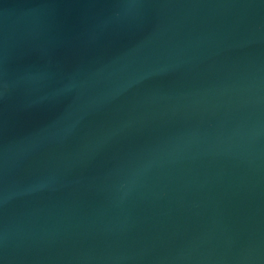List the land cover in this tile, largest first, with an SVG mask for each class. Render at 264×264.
Masks as SVG:
<instances>
[{"label":"water","instance_id":"1","mask_svg":"<svg viewBox=\"0 0 264 264\" xmlns=\"http://www.w3.org/2000/svg\"><path fill=\"white\" fill-rule=\"evenodd\" d=\"M0 264H264V0H0Z\"/></svg>","mask_w":264,"mask_h":264}]
</instances>
